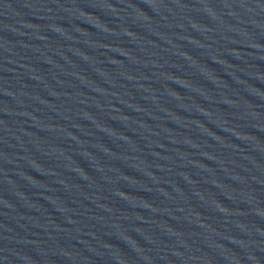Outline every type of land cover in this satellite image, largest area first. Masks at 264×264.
I'll use <instances>...</instances> for the list:
<instances>
[{
  "label": "water",
  "instance_id": "95a60500",
  "mask_svg": "<svg viewBox=\"0 0 264 264\" xmlns=\"http://www.w3.org/2000/svg\"><path fill=\"white\" fill-rule=\"evenodd\" d=\"M0 264H264V0H0Z\"/></svg>",
  "mask_w": 264,
  "mask_h": 264
}]
</instances>
